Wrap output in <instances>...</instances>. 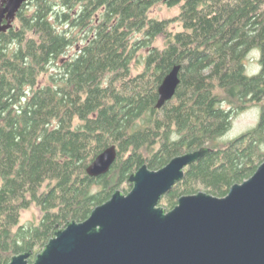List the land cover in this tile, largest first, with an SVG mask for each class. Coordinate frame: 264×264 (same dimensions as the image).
<instances>
[{"label": "trees", "instance_id": "trees-1", "mask_svg": "<svg viewBox=\"0 0 264 264\" xmlns=\"http://www.w3.org/2000/svg\"><path fill=\"white\" fill-rule=\"evenodd\" d=\"M159 5L180 10L152 18ZM16 19L0 35V264L27 252L32 263L56 226L85 221L143 165L211 149L162 198L168 212L185 195L225 197L263 163L264 0H30ZM251 52L260 71L248 76ZM174 66L180 84L157 110ZM254 104L258 125L219 145ZM113 145L110 172L87 176ZM32 205L41 220L21 227Z\"/></svg>", "mask_w": 264, "mask_h": 264}, {"label": "water", "instance_id": "water-1", "mask_svg": "<svg viewBox=\"0 0 264 264\" xmlns=\"http://www.w3.org/2000/svg\"><path fill=\"white\" fill-rule=\"evenodd\" d=\"M27 2L0 0V35L13 28ZM179 71L174 66L164 76L157 110L174 97ZM210 152L202 147L179 155L159 170L141 166L126 178V195L117 190L85 221L56 226L31 264H264V161L223 198L203 191L180 197L171 211L159 207L185 169ZM116 154V146L107 147L85 168L87 176L107 175ZM30 256L15 255L8 264H30Z\"/></svg>", "mask_w": 264, "mask_h": 264}, {"label": "rangeland", "instance_id": "rangeland-1", "mask_svg": "<svg viewBox=\"0 0 264 264\" xmlns=\"http://www.w3.org/2000/svg\"><path fill=\"white\" fill-rule=\"evenodd\" d=\"M180 10V5L174 6V7H168L165 5H159L156 6L154 9L151 10V17L157 18V19H171L178 15V11ZM172 29L174 30H180V27L177 25H173ZM156 45L159 47H162L163 45V39L159 38L156 42ZM259 54L256 52L249 53L245 59H244V65L246 68V75L251 76L257 74V72L260 71V63H259ZM140 69H135L134 74L138 72ZM260 107L256 104L251 105L249 107H245L244 109H240L235 114L233 121L231 123V128L219 138L218 144L223 145L225 143H228L229 141H232L236 139L240 135H244L250 131H252L258 124L259 118H260ZM126 181L121 183V186H118L116 188V191H121L120 193H123L126 195L131 188L127 185ZM125 188L123 190L122 188ZM159 204V203H158ZM42 214L40 210L35 206L32 205L29 208L24 209L20 213L19 218V225L21 227H31L39 224V220H41ZM41 248V247H40ZM44 249L41 248L39 253L42 252ZM38 253V254H39Z\"/></svg>", "mask_w": 264, "mask_h": 264}, {"label": "flooded vegetation", "instance_id": "flooded-vegetation-1", "mask_svg": "<svg viewBox=\"0 0 264 264\" xmlns=\"http://www.w3.org/2000/svg\"><path fill=\"white\" fill-rule=\"evenodd\" d=\"M27 3H28V2H27ZM27 3L23 4V5H22V8L24 7V5H27ZM22 8H21V9H22ZM16 18H17V16H16ZM16 18H15V20H14V22H13V27H14L15 24H16V20H17ZM2 24H6L5 19L3 20ZM30 264H31V263H30Z\"/></svg>", "mask_w": 264, "mask_h": 264}]
</instances>
